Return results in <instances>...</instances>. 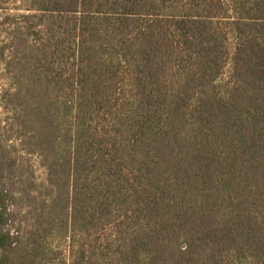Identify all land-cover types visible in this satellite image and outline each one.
I'll use <instances>...</instances> for the list:
<instances>
[{
    "label": "trees",
    "instance_id": "obj_1",
    "mask_svg": "<svg viewBox=\"0 0 264 264\" xmlns=\"http://www.w3.org/2000/svg\"><path fill=\"white\" fill-rule=\"evenodd\" d=\"M5 1L0 264H264V0Z\"/></svg>",
    "mask_w": 264,
    "mask_h": 264
},
{
    "label": "rangeland",
    "instance_id": "obj_2",
    "mask_svg": "<svg viewBox=\"0 0 264 264\" xmlns=\"http://www.w3.org/2000/svg\"><path fill=\"white\" fill-rule=\"evenodd\" d=\"M20 0H6L5 1V6L7 7V9H18V8H20L21 7V3L19 2ZM1 13H0V17H1ZM3 40V36L1 35V33H0V44H1V41ZM5 85V82L4 81H2L1 80V78H0V90H1V88L3 87ZM3 117H2V111H1V109H0V120L2 119ZM1 125H3V123L1 124ZM34 161V163H35V160H32V162ZM36 164V163H35ZM36 169L38 170L37 171V175H38V177H40V174H41V171H39V169L36 167Z\"/></svg>",
    "mask_w": 264,
    "mask_h": 264
}]
</instances>
